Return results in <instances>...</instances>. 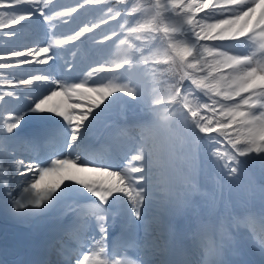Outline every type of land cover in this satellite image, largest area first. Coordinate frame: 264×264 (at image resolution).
<instances>
[{
    "label": "snow or ice",
    "instance_id": "6c2138e0",
    "mask_svg": "<svg viewBox=\"0 0 264 264\" xmlns=\"http://www.w3.org/2000/svg\"><path fill=\"white\" fill-rule=\"evenodd\" d=\"M94 7L107 11L70 35L61 31L73 14ZM36 18L47 28L45 46L15 45ZM109 21L119 30L100 43L119 41L116 59L90 66L79 79L68 75L76 71L70 61L63 74L51 70L63 58L60 46L83 43ZM0 39L9 43L0 46V139L20 142L30 114L63 121L33 133L61 141L47 158L26 162L11 155L0 162L4 206L12 215H39L62 199L77 201L72 211L79 224L68 239L51 244L61 257L57 264H234L226 257L230 236L215 244L201 240L195 256L174 258L173 234L156 216L187 208L209 165L229 187L246 183L256 191L258 183L264 203V0H0ZM117 94L142 107L139 132L127 149L94 150L87 138ZM55 97L63 100L50 105ZM248 162L259 165L258 181ZM117 217L118 235L110 233ZM258 219L252 246L264 258V208ZM210 228L202 226L201 235Z\"/></svg>",
    "mask_w": 264,
    "mask_h": 264
},
{
    "label": "bare ground",
    "instance_id": "6f19581e",
    "mask_svg": "<svg viewBox=\"0 0 264 264\" xmlns=\"http://www.w3.org/2000/svg\"><path fill=\"white\" fill-rule=\"evenodd\" d=\"M60 2L64 4H74V0H62ZM57 10L59 11L61 9ZM93 11L94 9L92 10L91 8L87 12H81L79 16H76L75 20L70 21L66 27L61 29V31L69 35L72 34L77 30L78 23L83 22L87 19V17L89 18V16H92ZM92 20L97 19H87V22L85 23H88ZM33 21H35V26L32 28L33 32L26 37V40L30 41L31 47L43 46L42 41L49 39V37L46 35L47 28L40 18H36ZM103 26L105 25H101L99 28ZM60 47L63 48V52L61 53L63 58L58 59L51 67V70L53 72L58 70V74H63V72L66 70L65 61H70L76 69L75 72L68 73V75H70L73 79H79V76L82 75L83 71L88 70L90 66L95 67L98 66V64L102 61H111L117 58V53L114 55H107L106 50L88 46L84 42L79 44V41L76 42L75 47L70 45ZM43 67L46 70L49 69V66ZM62 100V97H55L49 103L50 105H55L60 103ZM22 105L23 103H21V106ZM36 114L42 115L44 119L40 121L38 125L30 126L26 130H21L22 135L20 136L22 137V140L20 142L13 143V153L16 159H24L26 162L39 160L40 158L43 159L46 155L52 153L54 148L57 147L58 149L59 143H61V141H57L54 138L34 139L33 137L31 141L27 142L30 139V137H27V133L33 136V133L39 127L55 129L63 124V121L59 117H53L50 113ZM128 119L130 121L129 124L132 123V126L136 122L138 123L142 120V118H136L134 116ZM96 125L97 123H95L91 129L87 138V145L92 147V149L111 151L112 148L116 146L123 149L131 147L133 143L132 137L135 136L134 132H130L129 129H125V132L123 129H119V125L115 123L113 125H109L104 130L102 136L98 138V132L97 129H95ZM0 175H3V173H0ZM94 175L96 178L107 179V177L103 176L102 174ZM18 182L19 178L14 175L13 179L10 181L13 188H15V185ZM44 186V184L41 185V187ZM0 189L5 191L3 186H0ZM20 191L21 189L16 188L13 194L19 196L18 194ZM212 200H206L203 205H199V203L202 202L199 201L192 206H188L182 212L172 215L171 221L164 224V226L167 229H170L173 234L171 240L173 252L184 253L182 258L193 257L196 254L198 243L202 240V238L204 239V236L206 237L207 235L208 239L212 238V243L214 244L219 243L226 237L230 236L232 238V242L226 251V257L232 260L234 264H264V258H262L259 252L252 246L253 242L256 240V237L260 235L261 224L258 219L260 211H258L256 208L253 210H250L249 208L245 209L243 207L237 208L234 204L230 205L229 207L226 205L227 208H225L224 205V207L220 206L218 209H215L214 201ZM235 200H238L240 204L244 203V199H240L238 196ZM209 203L210 205H208ZM252 215H255L257 219L251 223L246 222L247 218ZM207 220L213 221L215 228V232L210 237L208 236L209 233L201 235L202 226ZM67 221L68 220H65L64 218L56 220L51 226H48L43 234H36L35 240H33L35 246L33 255L27 254L26 248L24 245H21L18 240H12V251H5L7 239H1L0 264H5V262L6 264H40L39 259L43 256L45 257L44 254L46 253V238H52L55 236L59 232L62 225L67 224ZM72 225H76L74 224V221L72 222ZM120 229L121 219L120 217H117L116 227L115 229H110V233L115 231L118 235ZM141 234H143V229H141ZM40 239H43V241L40 242ZM236 251H238V255L235 254ZM132 255H135V253Z\"/></svg>",
    "mask_w": 264,
    "mask_h": 264
},
{
    "label": "rangeland",
    "instance_id": "374dc122",
    "mask_svg": "<svg viewBox=\"0 0 264 264\" xmlns=\"http://www.w3.org/2000/svg\"><path fill=\"white\" fill-rule=\"evenodd\" d=\"M126 1L127 0H125V2ZM93 9H94L92 13L93 16H89V18L87 17L88 20L89 19L98 20L99 17L101 15H104V13H106L107 11V9H104L103 11H101L99 7H94L92 8V10ZM73 16L76 17L77 14H73ZM86 20L78 23L77 25L78 27L76 31H78L80 27L84 26V23L87 22ZM32 24L33 26L31 28L24 30L20 38L13 42L15 45H18L21 48L24 45H27V46L31 45L30 41L26 40L27 39L26 37L29 36V34H32L33 32L32 28H34L35 26V21H33ZM112 29H117V25L114 21H109L107 25L94 30L93 33L86 34V36L82 37L81 40L84 43H86L88 46H93L96 48H100L102 50H106L107 55L109 54L114 55L117 53V56H118L120 54L119 41H117L115 44H112L111 42L100 43L104 35L111 34ZM58 38H63V37L58 36ZM79 44H82V43L79 42ZM44 45H45V42H44ZM0 46L7 47L9 46V43L4 39H0ZM117 95L120 98H118L113 103L110 109L97 122L98 124H97L96 129L99 133L98 134L99 136L102 134L105 127L115 124L116 119L119 120L118 125L123 127L125 125L123 123L124 120H126L129 117H133V116L134 117L137 116L138 118L144 117L143 109L140 105L136 104L135 102H132L131 98L126 97L123 94H117ZM21 103H23V101H21ZM33 118L36 119V118H41V117L39 116V114H30L26 116V119L24 120L21 128L19 129L20 135H22V131L20 130H22ZM9 143H10V146H9ZM13 143H14L13 141L7 142V141H4L3 139H0V162H3L5 159H7L8 156L14 155ZM8 163H11V161L9 160ZM8 163L4 164L5 168L8 167ZM245 167L248 169V172L252 176L257 178V181H258V178L260 176L259 165L256 163L248 162L245 165ZM196 187H197V191L192 194L190 198L189 206H192L199 201H202L199 203V205H203L206 202V200L213 199L212 201H214L215 209H218L220 206L224 207V205H225V208H227L226 205H228L229 207L232 204H234L235 207L237 208L243 207L245 209L249 208L250 210H253L256 208L258 209V211H261V209L264 208V203H262L260 196H259L258 183H257L256 191H253L252 188L248 186L246 183H241L240 185H233L229 187L224 182V180L217 175L216 168L212 165H209L197 177ZM237 196L240 199L242 198L244 199L243 204H240L238 200H235ZM17 198H19V196H17ZM4 200H5V191L0 189V219L4 221V222H0V240L4 238L7 239L5 251L13 250V248H11V243L13 242L12 240H19L22 244L24 242L28 246L32 245L33 243L30 240L32 241L35 240L36 234H39V233L43 234L48 228V226H51L53 222L64 218L63 215H60V214L65 213V211H68V205L70 204L71 200H73V202H77L76 200L71 199V198L62 199L54 207L45 211L42 214L19 218L15 215H12L9 211L5 209ZM210 203L208 205H210ZM178 213H174V214H178ZM174 214H167V215L161 216L159 215V213H157V216H156L157 223L162 224V225H164L165 223H168L169 221H171V217ZM204 225H210L211 228L208 231V233L209 234L213 233L212 232L213 230L212 221H206V223H204L203 226ZM34 250H35V246L32 248L31 253ZM50 253L51 252H49V254ZM54 259L56 260L57 258H54Z\"/></svg>",
    "mask_w": 264,
    "mask_h": 264
},
{
    "label": "trees",
    "instance_id": "16d2710c",
    "mask_svg": "<svg viewBox=\"0 0 264 264\" xmlns=\"http://www.w3.org/2000/svg\"><path fill=\"white\" fill-rule=\"evenodd\" d=\"M127 2V1H126Z\"/></svg>",
    "mask_w": 264,
    "mask_h": 264
}]
</instances>
